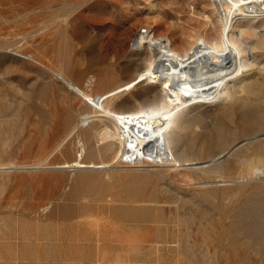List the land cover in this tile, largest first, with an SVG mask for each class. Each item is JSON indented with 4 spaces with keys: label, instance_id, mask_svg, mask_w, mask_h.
Returning a JSON list of instances; mask_svg holds the SVG:
<instances>
[{
    "label": "rangeland",
    "instance_id": "rangeland-1",
    "mask_svg": "<svg viewBox=\"0 0 264 264\" xmlns=\"http://www.w3.org/2000/svg\"><path fill=\"white\" fill-rule=\"evenodd\" d=\"M252 27L254 53L238 44L252 65L171 127L177 163L151 164L140 145L116 161V127L83 95L114 113L166 111L132 41L217 42L212 1L0 0V264H264V21Z\"/></svg>",
    "mask_w": 264,
    "mask_h": 264
},
{
    "label": "bare ground",
    "instance_id": "bare-ground-1",
    "mask_svg": "<svg viewBox=\"0 0 264 264\" xmlns=\"http://www.w3.org/2000/svg\"><path fill=\"white\" fill-rule=\"evenodd\" d=\"M211 1L220 18L221 29L217 42H209L205 37H199L187 52L180 53L171 47L169 40L155 38L149 31L139 32L132 41L135 50L146 48L149 52L147 66L139 81L161 86L168 105L166 111L148 115L114 113L103 110L99 102L83 95L89 104L100 111L91 116L92 118H103L115 125L116 139L120 140L116 161L125 155L128 147L140 145L141 154L147 162L173 166L177 161L171 152L169 136L171 127L193 106L215 105L221 99L222 91L226 89L229 81L252 65L238 44L254 53V48L248 46L245 36L251 35L252 38L257 36L252 26L257 21H264V0ZM243 23H247V28L241 26ZM256 42L262 49L260 42L258 40ZM60 79L71 90L82 94L70 82ZM131 87L132 85L127 89ZM111 133V130L105 129V139L109 138ZM259 139H264V135ZM242 145L243 143L236 144L231 149L214 155L209 161L201 164L202 168H209L227 160ZM181 158L187 162L186 166L200 164L188 160L186 155H181ZM104 167L64 165L62 168ZM253 172L259 179L264 178V166L260 162L253 167Z\"/></svg>",
    "mask_w": 264,
    "mask_h": 264
},
{
    "label": "built area",
    "instance_id": "built-area-1",
    "mask_svg": "<svg viewBox=\"0 0 264 264\" xmlns=\"http://www.w3.org/2000/svg\"><path fill=\"white\" fill-rule=\"evenodd\" d=\"M146 35V33H144Z\"/></svg>",
    "mask_w": 264,
    "mask_h": 264
}]
</instances>
